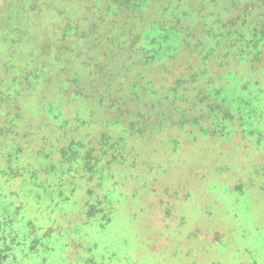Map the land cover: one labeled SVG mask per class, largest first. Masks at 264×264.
<instances>
[{"label": "rangeland", "instance_id": "1", "mask_svg": "<svg viewBox=\"0 0 264 264\" xmlns=\"http://www.w3.org/2000/svg\"><path fill=\"white\" fill-rule=\"evenodd\" d=\"M0 264H264V0H0Z\"/></svg>", "mask_w": 264, "mask_h": 264}]
</instances>
